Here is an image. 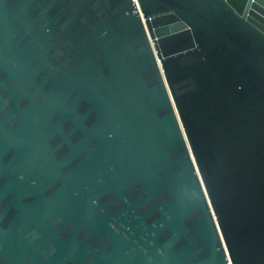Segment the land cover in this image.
<instances>
[{"label":"water","instance_id":"obj_1","mask_svg":"<svg viewBox=\"0 0 264 264\" xmlns=\"http://www.w3.org/2000/svg\"><path fill=\"white\" fill-rule=\"evenodd\" d=\"M0 264H264V0H0Z\"/></svg>","mask_w":264,"mask_h":264}]
</instances>
